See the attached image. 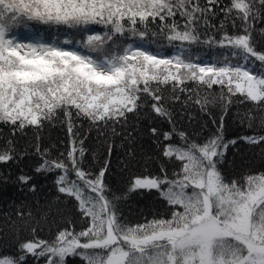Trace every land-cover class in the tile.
I'll return each mask as SVG.
<instances>
[{
	"label": "snow or ice",
	"instance_id": "snow-or-ice-1",
	"mask_svg": "<svg viewBox=\"0 0 264 264\" xmlns=\"http://www.w3.org/2000/svg\"><path fill=\"white\" fill-rule=\"evenodd\" d=\"M219 4L220 0H205L203 5L200 0H0V123L14 126L13 132L29 126L39 129L63 114L72 138L66 160H49L41 153L43 159L34 171L59 170L58 192L77 202L87 225L79 232L61 230L52 241L22 242L20 254L0 258V264H25L29 254L37 264L41 260L67 264L68 257H79L86 264H264V173L246 175L243 183L222 175L218 165L228 145L236 143L224 142L223 117L217 133L202 144L174 126L164 132V141L179 136L180 144H165L162 153L180 162L179 171L169 176L162 167V175L137 177L126 192L111 197L104 182L107 162L98 174L86 172L81 167L84 141L77 140L74 130V117L106 127L109 122L126 121L148 99L155 115L171 124V114L162 103L163 88L191 92L188 82L208 89L221 86L219 99L225 108L239 94L264 112V52L257 50L253 36L254 25L264 21V0H230L221 8V38L202 41L199 25L208 26ZM177 16L183 26L176 23ZM157 20L169 42L181 43L180 54L159 57L114 39L128 33L142 41L149 23ZM30 23L66 26L77 32L99 24L106 31L88 34L80 42L86 50L81 53L54 44L23 43L15 30L27 29ZM226 23L233 34L225 30ZM259 32L264 35V29ZM197 43L229 51L222 52L216 63L201 65L187 57L188 49L183 47ZM252 58L259 62L258 73L245 67ZM198 92L199 88L195 98H188L206 110L212 101L200 98ZM150 131L160 135L155 127ZM240 139L264 148V135ZM13 151L0 150V163L13 160ZM72 174L75 179H70ZM32 178L21 174L17 182L35 192ZM137 190H155L171 206L170 218L145 219L136 225L122 220L117 202Z\"/></svg>",
	"mask_w": 264,
	"mask_h": 264
},
{
	"label": "trees",
	"instance_id": "trees-1",
	"mask_svg": "<svg viewBox=\"0 0 264 264\" xmlns=\"http://www.w3.org/2000/svg\"><path fill=\"white\" fill-rule=\"evenodd\" d=\"M201 4L205 0H200ZM230 4V0H220L215 7L216 15L209 17L208 26L199 25L201 40L214 37L219 40L223 32L219 30L224 12L221 8ZM176 23L183 26V19L174 18ZM239 23V22H238ZM143 30L142 25H137ZM28 28L43 37L44 43L60 46L63 39H76L80 42L91 34H102L106 31L103 25L93 24L87 29L77 32L66 26L43 25L30 23ZM23 27L16 29V33L23 31ZM253 36L256 40L258 51L264 52V35L259 30L264 29V21L254 25ZM225 30L233 34L230 23H226ZM75 39V40H73ZM114 39L124 40L125 43L142 44L146 51L153 52L159 57H171L180 54L182 45L179 41L169 42L166 32L162 31L160 22L149 23L146 35L141 41L126 33L125 37L116 36ZM77 51L85 53L86 50L77 43ZM188 51L185 53L193 62L211 65L217 62L220 54L229 50L219 49L215 45L197 43L184 45ZM96 55V53H91ZM243 63V61H241ZM249 70L259 72V62L254 58L245 64ZM181 71H185L181 69ZM155 87V85H153ZM187 88L191 92H172L169 87H164L162 103L169 110L172 123L159 118L151 110V100L135 113H129L127 120L119 123L109 122V126L97 128L90 121L74 117L77 140L83 139L85 155L81 167L86 172L98 174L107 162V172L104 182L113 193L121 194L127 191L137 177H155L162 175L161 168L167 170L169 176L174 171H179L180 162L170 161L163 156L164 145L168 143L180 144L178 135L172 141H164L163 133L173 131V126L178 131H183L197 143L205 142L217 133L223 117L224 142L236 140L229 144L224 153L223 161L218 165L219 170L226 180L236 179L243 183L246 175L264 173V148L259 145H250L240 139L243 136L264 135V112L257 109L250 101L237 94L233 96L232 103L226 108L219 99L221 86L213 85L211 89L188 82ZM200 98L207 96L212 101L201 110L200 106L193 103L188 97L195 98L197 89ZM226 93L227 90L224 89ZM179 96L173 100L172 96ZM243 101V102H242ZM253 119H249V117ZM251 123V127L249 124ZM157 128L160 135L153 136L150 129ZM14 126L0 123V150L14 149V159L7 163H0V258L17 257L20 253L19 244L33 239L52 241L56 234L64 229L79 232L87 227L81 219L77 209V202L61 194L55 183L59 170L37 174L34 169L38 166L44 153L49 160H66V155L71 148L72 138L67 129L63 114L52 122H45L43 127L37 129L33 126L26 127L23 131L13 132ZM11 141V143H9ZM39 147L40 151H37ZM109 149L111 151L109 152ZM63 154V155H62ZM21 174L33 177L31 184L36 185V191H29L27 185L17 182ZM70 179H75L74 174ZM121 219L132 224H143L145 219H167L171 216L172 208L158 193L153 190H137L129 192L127 197L117 202ZM33 230H35L33 232ZM25 264H37L29 254ZM39 264H43L41 260ZM67 264H86L79 257L67 258Z\"/></svg>",
	"mask_w": 264,
	"mask_h": 264
},
{
	"label": "rangeland",
	"instance_id": "rangeland-1",
	"mask_svg": "<svg viewBox=\"0 0 264 264\" xmlns=\"http://www.w3.org/2000/svg\"><path fill=\"white\" fill-rule=\"evenodd\" d=\"M87 35L88 34H91L90 32H87ZM17 37L19 40H21L23 43H44V40H43V37L39 36L35 31H33L32 29L30 28H27V29H23V31H19L17 33ZM86 37H84L85 39ZM75 40V39H73ZM77 43H80V39H76L74 41V43H71V44H68V45H65L63 43L60 44V47H63L65 48L66 50H72V51H77V46L78 44ZM133 47H139L140 49H143V50H146V47L142 44H135L133 45ZM197 63V62H195ZM201 65H204L206 64V62H203V63H199Z\"/></svg>",
	"mask_w": 264,
	"mask_h": 264
}]
</instances>
